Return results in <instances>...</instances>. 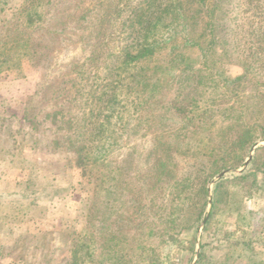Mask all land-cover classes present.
Returning a JSON list of instances; mask_svg holds the SVG:
<instances>
[{
    "label": "rangeland",
    "instance_id": "1",
    "mask_svg": "<svg viewBox=\"0 0 264 264\" xmlns=\"http://www.w3.org/2000/svg\"><path fill=\"white\" fill-rule=\"evenodd\" d=\"M118 1L54 0L56 6L50 16L57 17V28L68 27L69 35L42 37L40 31L21 25L24 18L21 9L26 0H0V38L5 35L10 40L16 39L15 45H19L13 53L17 57L16 65L11 64L0 74V264H41L42 256L47 254L50 258L53 251L55 260L51 264H62L69 250L63 232L71 234L70 228L81 235L92 230L96 233L97 242L85 247L84 251L94 250L98 245L100 255L108 248L111 253L118 250L122 256L129 252L128 256L139 245L146 248L148 254L144 260L135 258L134 264H149L150 250L158 248L161 239L160 235L149 238L148 234L162 232L165 227L162 221L168 213H163L157 221L153 216L147 219L154 208L149 209L152 195L144 198L143 189L148 185L144 184V178H151V172L148 173L154 164L151 151L161 144L160 139L170 140L171 134L180 142V151H169L177 181L162 186L159 203L165 202L170 207L169 202L175 201L169 213L177 218V228L172 239L174 243L161 251L159 264H198L202 257L206 264H264V21L258 17L253 23L251 18L256 11L247 14L241 8L236 11L231 18L232 21L237 16L236 22L228 23L236 30L235 47L225 43L219 48L221 54L224 46L232 52L218 59L226 76H240L251 64L252 69H248L240 92L225 96L226 87L223 84L214 86L210 71L171 74L174 77L169 78V82L165 78L161 93L152 97L148 109L134 117L131 128L136 133L127 134L123 141L117 142L106 160L86 169L78 168L60 144L49 147L48 142L57 139V135L51 130V117L44 119L52 108L48 102L37 104L41 113L36 111L39 116L35 121L39 123L25 119L28 99L47 74L50 79L58 72H67L66 68L62 72L60 69L87 59L94 51L100 22L81 25V22H72V18L80 17L82 7L89 10L98 5L97 10L101 7L103 10L107 2L113 6ZM117 20L115 26L110 21L102 28L113 36L107 50L124 42L121 40L124 19L119 16ZM46 22L40 30L50 28ZM108 41L107 38V44ZM37 43L41 53L29 52ZM169 54L164 50L155 65L165 68ZM99 78L101 88L108 87L110 79H105L102 71ZM45 92L50 100L51 91L47 88ZM120 99L131 108L132 97L125 99L121 93ZM173 99L185 106V110L179 113H175L176 109L167 110ZM197 99L200 100L197 104L192 103ZM240 102L246 109L237 114L233 107L241 108L237 107ZM237 115L244 123L257 126L253 136L260 134L244 148V157L241 150L228 156L229 136L223 140L218 131L221 121L228 126ZM129 116L125 111L124 118ZM9 125L19 133L17 147H12L4 137L3 132ZM23 133L26 134L24 140ZM122 136L120 133L119 138ZM214 150L219 156H214ZM252 150V159L247 165ZM128 156L131 157L129 161L122 164ZM256 158L259 160L254 165ZM201 164L211 168L205 174L209 180L204 186L195 174ZM111 165L116 171L118 166L124 168L127 176L124 185L118 187L119 191L116 189L110 196L106 195L107 187L102 189L101 186L104 182H109L105 186L114 185L107 176L110 170L115 172ZM190 173L196 178L192 179L194 183L180 182ZM236 178L245 180L234 181ZM156 189L160 188L149 191L154 194ZM57 234L60 238L49 241L50 235ZM120 240L122 245L117 247ZM122 247L123 251H119ZM97 264L107 263L100 260Z\"/></svg>",
    "mask_w": 264,
    "mask_h": 264
},
{
    "label": "trees",
    "instance_id": "2",
    "mask_svg": "<svg viewBox=\"0 0 264 264\" xmlns=\"http://www.w3.org/2000/svg\"><path fill=\"white\" fill-rule=\"evenodd\" d=\"M55 6L56 2L54 0H26L24 7L21 9L24 17L20 21L21 25L25 29L40 31L42 37L46 35L56 37L67 33L69 28L66 26L57 28V17L55 15L50 16ZM97 7L98 5H95L89 10L82 7L83 12L80 17L72 18V22H81V25L89 21L96 24L98 21L100 22L101 30L98 31L100 35L94 43V51L89 54L87 59L75 61L72 65L60 69L62 72L66 68L67 72H62V74L58 72L56 75H51L52 78L50 79L48 78L49 74H47L35 94L28 99L29 104L25 118L30 122L39 123V121H35L41 113L40 109H37V104L48 102L52 108L44 115V119L51 117V130L57 135V139L48 142L49 147L52 144H60L66 150L68 156L72 158L74 166L84 169L108 159L117 142L123 141L124 136L127 134L130 136L136 133L131 128L134 117H139V114L148 109L149 104L152 103L150 102L152 97L161 93L165 85V78L169 82V78L174 77L171 75L173 73L183 75L185 72L210 71V77L212 76L210 79L214 86L218 87V85L223 84L226 87L227 90L223 91L225 96L227 93L236 94L240 92L245 84L248 69H252L251 64L244 69L245 73L240 76H226L218 65V59L230 56L232 52L229 53L224 46V52L221 54L219 48L221 44L225 43H228L227 45L231 43L235 47L233 37L236 30H234L233 25L230 26L228 23L236 22L237 16L232 21L231 18L240 8L246 14L256 11L252 14L251 20L253 23L258 17H261L264 21V0H119L113 6L111 2H107L103 5V10L102 7L97 10ZM44 11L46 12L44 13ZM46 16L47 22L45 21ZM119 16L122 20L124 19L121 21L124 27L121 40H124V42L119 44L120 46L118 45L117 48L113 46L112 49L107 50V46L112 44L113 36L103 32L102 28L104 23L109 24L110 21L115 26L114 22L118 21ZM45 22L47 27L50 26V28L40 30ZM68 35L69 33L65 36ZM1 37L0 74L4 73L5 69L11 64L16 65L17 57L13 53L19 47V45H15L16 39L10 40L8 37L5 38V35ZM107 38L109 40L108 44ZM36 46H31L29 52L41 53L38 50L39 43ZM164 50L170 53V57L167 66L162 68V66L155 65V61L156 59L159 60V56ZM188 50L191 51L189 55H187ZM45 57L42 56V59H45ZM100 71L105 74V79H110L107 82L108 87H104V89L98 84ZM160 71H163L162 75L157 76ZM178 77L180 76L178 75ZM47 88L51 91L50 100L48 93L45 92ZM121 93L125 99L132 97L130 109L127 104H122ZM199 101L197 99L192 103L197 104ZM32 104L34 105L32 106ZM158 104L163 105L164 103L159 102ZM183 107L185 106L173 99L170 101L167 110L175 111L176 109L175 113H179L182 109L185 110ZM237 107H241H233V111H236L237 114L242 109H246L243 102H240ZM37 110L39 115L35 114ZM125 111L130 113L129 118H124ZM230 122L228 126L222 121L218 125V131L223 140L227 135L229 136L226 143L230 146L225 143L229 147L227 148L229 152L227 155L229 156L232 152L235 153L241 150V155L244 157V148L260 136L258 132L253 136L257 131V126L244 123L238 115L236 119L230 120ZM6 129L3 132L4 137L9 140L12 147H17L19 142L17 135L19 133H16L11 125ZM201 129L207 131L206 128L202 127ZM122 132H124L123 136ZM120 133L122 138H119ZM22 136L24 140L26 134L23 133ZM169 137L170 140L168 141L160 139L159 143L161 144L155 145L151 151L150 157L154 163L148 172H151V178L149 180L144 178V184H148L143 189V194H146L144 198H149L152 195L149 209H151V206L154 208L147 219L153 216L157 221L163 217V213L165 215L168 213L165 220L162 221L165 225L162 232L148 234L149 238L160 235L161 239L159 247L150 250L149 264H159L162 261L161 251L168 245L170 247L173 245L172 239L177 228V218L169 213L175 201L169 202L170 207L165 202L159 203L161 199L159 194L161 191L163 192L162 186L166 185L167 187L172 181H177L174 173V163L171 164L173 158L170 156L169 151H180V142L176 141L175 134H171ZM47 151H49V148ZM214 156H219L215 150ZM130 158L129 156L126 157L122 164H126ZM258 160L256 158L254 165H257ZM110 163L112 164V162ZM111 167L115 169L114 166L111 165ZM118 167L119 170L116 171L115 169V172L110 170L107 173L109 180L113 181L114 185L105 186L109 182L102 183L104 184L101 186L102 189L107 187L105 189L106 195H114L116 189L119 191L118 187L125 183L124 177L127 176V171L121 166ZM210 171L211 168L205 167L204 164H201L195 170L197 179L203 186L209 180L205 174ZM253 178L255 180V175H253ZM192 179L196 178L190 173V176H186L180 182L194 183ZM243 180L245 179H234V181ZM117 182H121V185ZM157 187L160 189H156L154 194L149 191L151 188L155 189ZM199 194L200 192L197 193V195ZM141 226L143 225L141 224ZM127 227L129 226L127 225ZM69 231L71 232L69 235L67 231L63 232L66 236L64 240H67V245L69 244V250L67 256L61 260L62 264H97L100 260L105 261L107 264H134L135 258L144 260V256L146 257L148 254L146 248L138 245L128 256L129 252L122 256L118 250L111 253L107 248L103 252V258V254H99L100 247L98 245L94 250L84 251L85 247L97 242L96 233L93 230L89 231L91 234L86 231L84 235L77 234L72 228ZM50 236L49 241H52V239L57 240L59 234ZM170 238L171 242L169 241ZM135 240L136 238L133 239V241ZM83 242H85V245L82 244ZM120 245H122L121 240L116 246ZM123 249L122 247L119 251H123ZM52 253L50 258L47 254H44V257L42 256L44 263L41 264H51L55 260L53 257L54 251ZM198 264H206L205 257H202Z\"/></svg>",
    "mask_w": 264,
    "mask_h": 264
},
{
    "label": "water",
    "instance_id": "3",
    "mask_svg": "<svg viewBox=\"0 0 264 264\" xmlns=\"http://www.w3.org/2000/svg\"><path fill=\"white\" fill-rule=\"evenodd\" d=\"M256 146H257V145H256ZM256 146L253 148V150L256 148ZM253 150H252V152H251V154H250V158H249V160H248V162H247V165L250 164V161H251V159H252V155H253Z\"/></svg>",
    "mask_w": 264,
    "mask_h": 264
}]
</instances>
